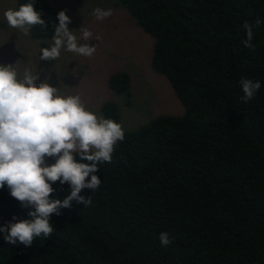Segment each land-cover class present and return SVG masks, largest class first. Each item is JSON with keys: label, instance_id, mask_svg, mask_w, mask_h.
<instances>
[{"label": "trees", "instance_id": "trees-1", "mask_svg": "<svg viewBox=\"0 0 264 264\" xmlns=\"http://www.w3.org/2000/svg\"><path fill=\"white\" fill-rule=\"evenodd\" d=\"M110 1L151 40L149 70L166 82L181 114L126 131L111 163L95 173L99 189L81 192L91 205L73 201L53 214L48 239L25 248L0 234V264H264V0ZM27 2L15 0V9ZM35 7L48 27L27 36L43 46L58 12L48 0ZM245 21L254 50L242 44ZM241 78L261 83L247 103ZM106 86L129 97L123 71ZM99 113L119 117L109 100ZM53 187V199L69 191ZM28 211L0 190V226L28 219Z\"/></svg>", "mask_w": 264, "mask_h": 264}, {"label": "clouds", "instance_id": "clouds-1", "mask_svg": "<svg viewBox=\"0 0 264 264\" xmlns=\"http://www.w3.org/2000/svg\"><path fill=\"white\" fill-rule=\"evenodd\" d=\"M35 5L36 0H28L4 11L8 26L25 36L35 26L47 29L48 23ZM66 11L57 14L52 41L40 48L39 61L58 60L62 51L83 57H92L96 52V46L87 43L93 33L84 26L70 30L72 20ZM91 15L103 21L113 15V10L97 7ZM261 22L257 18L255 27ZM243 28L247 38L242 44L254 50L253 25L245 21ZM41 74L42 70L37 67L33 71L28 62L0 64V190L7 187L10 196L29 210L28 219L13 216L12 221L0 226V234L6 243L25 248L37 238L48 239L53 234L51 216H59L60 209H70L73 201L85 207L91 205V197L82 196V190L99 189L101 179L95 174L99 165L111 163L117 143L125 138L121 124L88 109L80 95L63 94L60 87L50 84L49 75L41 80ZM239 84L244 103L261 88L259 81L247 78H241ZM56 183L69 186L62 200L52 198ZM159 241L165 247L171 243L166 232L160 234Z\"/></svg>", "mask_w": 264, "mask_h": 264}, {"label": "rangeland", "instance_id": "rangeland-1", "mask_svg": "<svg viewBox=\"0 0 264 264\" xmlns=\"http://www.w3.org/2000/svg\"><path fill=\"white\" fill-rule=\"evenodd\" d=\"M56 11L67 10L71 18L70 30L88 28L93 36L89 43L96 46L92 57H83L66 51L55 61H39V46L20 31L8 26L4 11L15 9V0H0V64L22 61L35 71L42 70L51 77L50 84L60 87L65 95H80L88 109L99 112V106L112 101L118 110L117 123L124 132L132 131L158 115L181 114L180 105L172 96L166 82L149 70L151 40L133 23L126 12L110 0H48ZM111 8L113 15L103 21L96 20L93 9ZM78 37L79 32L75 33ZM99 36L100 39L96 40ZM82 43H85L82 41ZM24 65L19 66L23 70ZM123 71L129 77V97L113 95L106 86L108 76ZM129 101L126 104L125 101ZM51 162V161H50Z\"/></svg>", "mask_w": 264, "mask_h": 264}]
</instances>
